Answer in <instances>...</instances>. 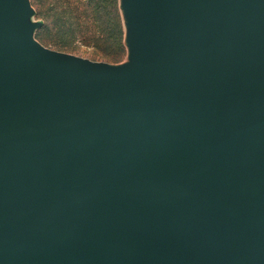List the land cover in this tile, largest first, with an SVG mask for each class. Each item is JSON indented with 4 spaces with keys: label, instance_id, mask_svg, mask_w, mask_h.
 <instances>
[{
    "label": "water",
    "instance_id": "water-1",
    "mask_svg": "<svg viewBox=\"0 0 264 264\" xmlns=\"http://www.w3.org/2000/svg\"><path fill=\"white\" fill-rule=\"evenodd\" d=\"M120 8L114 63L0 0V264H264V0Z\"/></svg>",
    "mask_w": 264,
    "mask_h": 264
},
{
    "label": "rangeland",
    "instance_id": "rangeland-1",
    "mask_svg": "<svg viewBox=\"0 0 264 264\" xmlns=\"http://www.w3.org/2000/svg\"><path fill=\"white\" fill-rule=\"evenodd\" d=\"M42 21L36 38L44 45L92 60L127 58L120 0H31Z\"/></svg>",
    "mask_w": 264,
    "mask_h": 264
}]
</instances>
